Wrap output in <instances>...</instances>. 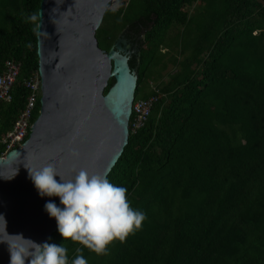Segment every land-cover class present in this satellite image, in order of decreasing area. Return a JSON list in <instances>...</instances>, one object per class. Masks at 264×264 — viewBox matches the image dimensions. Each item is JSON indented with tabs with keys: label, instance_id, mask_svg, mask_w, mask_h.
<instances>
[{
	"label": "trees",
	"instance_id": "1",
	"mask_svg": "<svg viewBox=\"0 0 264 264\" xmlns=\"http://www.w3.org/2000/svg\"><path fill=\"white\" fill-rule=\"evenodd\" d=\"M120 2L97 31L100 46L110 50L127 28L144 31L139 58L129 61L136 95L149 98L146 86L157 81L165 96L107 178L146 218L104 255L58 231L48 243H63L69 264L77 256L86 264H264V0ZM40 6L0 0V74L8 59L21 65L11 102L0 104V156L27 105L25 81L39 73Z\"/></svg>",
	"mask_w": 264,
	"mask_h": 264
},
{
	"label": "water",
	"instance_id": "2",
	"mask_svg": "<svg viewBox=\"0 0 264 264\" xmlns=\"http://www.w3.org/2000/svg\"><path fill=\"white\" fill-rule=\"evenodd\" d=\"M113 0H41L37 27L41 108L29 138L0 157V214L9 234L38 243L57 231L27 168L54 164L65 180L76 171L110 174L129 141L138 75L129 62L131 44L122 37L110 50L97 31ZM124 33V32H123ZM114 83L105 93L109 81ZM75 150L79 155L73 158ZM59 180V177L56 178ZM4 223L0 221V233ZM0 264L9 253L0 244Z\"/></svg>",
	"mask_w": 264,
	"mask_h": 264
},
{
	"label": "clouds",
	"instance_id": "3",
	"mask_svg": "<svg viewBox=\"0 0 264 264\" xmlns=\"http://www.w3.org/2000/svg\"><path fill=\"white\" fill-rule=\"evenodd\" d=\"M28 19L36 21L38 16L32 14ZM70 155L78 158L79 154L73 150ZM27 169L40 198L59 199V205L49 199L43 210L55 220L63 241L78 242L95 254L104 255L113 241H124L146 218L142 211L131 207L127 188L111 183L107 174H90L80 169L71 179L65 180L51 163ZM15 175L0 177L11 180ZM0 221L4 223L0 244L7 247L9 264H69L68 250L63 243H38L22 233L9 234L2 214ZM71 264H86V260L77 256Z\"/></svg>",
	"mask_w": 264,
	"mask_h": 264
},
{
	"label": "built area",
	"instance_id": "4",
	"mask_svg": "<svg viewBox=\"0 0 264 264\" xmlns=\"http://www.w3.org/2000/svg\"><path fill=\"white\" fill-rule=\"evenodd\" d=\"M20 71L21 65L19 62L13 59L6 60L4 69L0 74V104L11 102L12 90L18 81ZM25 86L30 89L27 105L15 121L13 128L4 137L2 143L5 145V150L0 157H6L13 149L20 148L29 138L33 127V112L41 93V77L39 73L26 80ZM152 89L154 94L149 98H135L129 122L130 133H137L144 126L152 114L155 104L159 102L161 97L165 96V93L156 85Z\"/></svg>",
	"mask_w": 264,
	"mask_h": 264
},
{
	"label": "flooded vegetation",
	"instance_id": "5",
	"mask_svg": "<svg viewBox=\"0 0 264 264\" xmlns=\"http://www.w3.org/2000/svg\"><path fill=\"white\" fill-rule=\"evenodd\" d=\"M145 32L143 31L141 34H137L132 32L130 29H125L124 33H123V37L126 38L127 40V44H131V50L132 53L129 55V61H131V59L133 58H139L140 55V50L142 49L144 42H143V38H144V34ZM133 69H135L136 67H132Z\"/></svg>",
	"mask_w": 264,
	"mask_h": 264
},
{
	"label": "rangeland",
	"instance_id": "6",
	"mask_svg": "<svg viewBox=\"0 0 264 264\" xmlns=\"http://www.w3.org/2000/svg\"><path fill=\"white\" fill-rule=\"evenodd\" d=\"M120 5H121L120 0H113L112 3H111V5H110V9H111V10H117V9H119ZM199 6H200V4H199V2H197V3L194 4L193 6H191V7H187L186 9H187L189 12L193 13L194 10H195V8H199ZM108 20H109V19H108ZM108 20L104 21V19H103L100 28L103 27V26H105V27H106V26H109ZM123 32H124V31H121V32L118 33V36H117V38H116L114 44H116V43L119 42V40H120L121 37H122ZM97 37L101 40V36H100L98 33H97ZM99 42H100V41H99ZM99 44L101 45V43H99ZM164 51H166V50H164ZM175 70H176V69H175L172 65H170L169 68H168V71H175ZM158 83H159V82L154 81V83H153L152 85L146 86L147 90H148V89H151L152 86H154V85H156V84H158ZM140 97H142V96H141V95H136V99H138V98H140Z\"/></svg>",
	"mask_w": 264,
	"mask_h": 264
}]
</instances>
